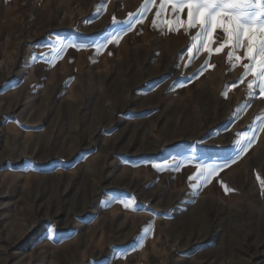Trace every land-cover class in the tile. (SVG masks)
Instances as JSON below:
<instances>
[{"label": "rangeland", "instance_id": "1", "mask_svg": "<svg viewBox=\"0 0 264 264\" xmlns=\"http://www.w3.org/2000/svg\"><path fill=\"white\" fill-rule=\"evenodd\" d=\"M201 33L178 0H0V264H264L260 56Z\"/></svg>", "mask_w": 264, "mask_h": 264}, {"label": "snow or ice", "instance_id": "2", "mask_svg": "<svg viewBox=\"0 0 264 264\" xmlns=\"http://www.w3.org/2000/svg\"><path fill=\"white\" fill-rule=\"evenodd\" d=\"M178 3L187 5L189 26L194 23L200 24L202 35L211 36L213 31L220 28L231 41L233 49L240 47L243 36L247 41L245 55L250 60H255L257 54L260 56L258 63L253 66V75L260 77L257 86L261 89L260 95H264V0H178ZM115 23L117 21L114 17L113 24ZM209 28L212 31H209ZM220 50V48L216 49L217 52ZM229 56H232V52H229ZM237 59L239 60L240 57ZM247 67L248 65H245V68ZM248 87L253 88V84L249 83ZM229 159H233L234 162V158ZM226 165L227 160L224 161V166ZM214 172L213 168L202 169L196 180L210 182L209 177ZM192 179L193 177L190 176L189 180ZM228 190L226 188V191ZM124 207L127 208L128 205L125 204Z\"/></svg>", "mask_w": 264, "mask_h": 264}, {"label": "bare ground", "instance_id": "3", "mask_svg": "<svg viewBox=\"0 0 264 264\" xmlns=\"http://www.w3.org/2000/svg\"><path fill=\"white\" fill-rule=\"evenodd\" d=\"M100 11H102V9L100 10ZM100 14V13H99ZM101 15V14H100ZM97 16V15H96ZM106 37V33H104V35L101 37L102 39L103 38H105ZM260 92V91H259ZM259 92H257V94L259 93ZM257 96L256 95H254L253 96V93L252 94H249L248 95V100L249 101H252V100H254L255 98H256ZM254 130H255V126H253V128L251 129V131L246 135V141L248 142V141H250V140H252V138H253V133H254ZM173 159V156L171 157V159H170V161ZM201 182H203V181H201ZM195 192H196V190H195ZM194 195V194H193ZM193 196H191V197H188V199L185 201V203H184V205H182V207H181V209L180 210H177V211H174L175 213L173 214V215H171V216H177L179 213H180V211H182V210H185L191 203H192V200H193ZM170 215V214H169ZM170 217V216H169ZM174 218V217H173ZM144 238H145V233H142L139 237H138V240H137V242H142L143 240H144ZM29 245H27V247H28Z\"/></svg>", "mask_w": 264, "mask_h": 264}]
</instances>
